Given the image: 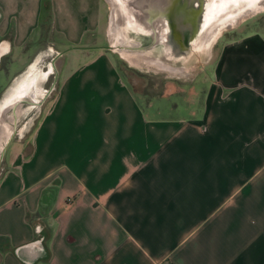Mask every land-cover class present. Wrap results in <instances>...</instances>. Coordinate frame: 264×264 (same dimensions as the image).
Here are the masks:
<instances>
[{"label":"crops","instance_id":"obj_1","mask_svg":"<svg viewBox=\"0 0 264 264\" xmlns=\"http://www.w3.org/2000/svg\"><path fill=\"white\" fill-rule=\"evenodd\" d=\"M106 11L0 0V94L49 14L55 40L79 51L31 131L3 149L0 264H264V32L227 39L192 90L141 104L121 58L97 45Z\"/></svg>","mask_w":264,"mask_h":264},{"label":"rangeland","instance_id":"obj_2","mask_svg":"<svg viewBox=\"0 0 264 264\" xmlns=\"http://www.w3.org/2000/svg\"><path fill=\"white\" fill-rule=\"evenodd\" d=\"M102 1L105 7L107 8L106 37H104V41L99 38L97 45H101L102 43H104L103 45L109 47L110 50L109 53L111 55L115 56L116 58H121L117 53L118 49L115 47L116 43L114 41V34L110 32L111 17L116 12V7L112 0H102ZM180 1L181 0L175 1L176 8L174 10V14H173L174 18L172 21V26L174 27V31L172 34V41L174 42L178 53L181 55L180 57L182 59L188 57V59L187 60L180 59L178 62H175L173 64L170 63V64L171 67L174 68H186V69H184L182 72H169L166 70L154 69L152 67L146 66L145 64H140V66H132L128 61L127 62L129 64L122 58L119 59L118 61L121 71L126 78V82L129 84L131 90L136 94V97L141 102V104H145L153 96H158L161 93H163V91L168 89L169 85H175V86L177 85L176 87L178 88H185L187 90H192L193 89L192 82L197 74L211 73V71L213 70V66L215 65V62L219 56V52L222 47V44L227 39L239 37L245 33H250L252 31L264 32V9H263L250 17L242 18L241 21H239L234 27H230L229 30L224 31L216 39L215 43L212 45L210 50L205 55L195 56L194 53L191 51L192 50L191 47L187 48L185 44L190 43L191 41L190 39L191 37L189 36L191 28L197 32L198 26L193 23H194V19H197L199 17L197 16V13H195L196 7H194L192 3H187V5H185ZM246 1L247 2L245 3H241L243 2V0H240L239 4L247 5L252 2L256 4L260 0H246ZM226 4L229 3L225 2L224 5ZM227 16L228 15H225L224 18H226ZM189 23L191 26L189 25ZM42 27H43L42 39L39 41L40 47L37 54L35 55L33 60H30V62L23 68V70L17 74L11 85L4 92L0 94V117L2 115L1 105L4 102V100L9 96V93L12 87L16 84L17 79L21 77L17 81V84L20 83L21 85L18 88L19 90L22 89L23 82L24 84H26V80L24 79L26 75H29L31 71L36 70L35 68H37L38 71H42L44 77L47 76L48 78V79L46 78L47 80H45V82L40 81L42 84L40 85L41 89L38 91L37 94L38 100H41V96L42 94H44V92L45 94L47 93V91L49 93L47 97H45V99L41 100L39 105L30 104V99L29 100L27 99L26 101L23 102L22 104L23 113L19 117L16 125L14 126L15 131L11 140L19 139L20 137L24 136L27 132L31 131L36 120L43 113L48 102L56 92L60 69L62 68L65 58H69V56L71 55L74 56L79 54V51H70L69 53L65 52L63 55L58 56L59 53L75 46H71L63 35H61V42L59 41L57 42L53 36L52 28L51 26H49L48 22H44ZM117 33H118L117 37L119 39V43L118 42L117 43L119 44V46L127 45V42L129 41L137 42L139 46L136 48L137 49L135 50L136 52H143V53L149 52V56H151L152 58L163 61L164 46L159 43L155 46H152L153 39L150 37V35L140 34V32L139 33L133 32L127 28L125 29L121 28V30L117 31ZM185 36H187V38ZM184 41H186V43ZM184 48L185 50H187V52H185ZM111 51H113V53ZM52 59H55L54 60L55 69L52 68V63H51ZM49 71L51 73L53 72L50 76L48 75L50 73ZM12 96H10L7 100L11 99ZM175 101L177 100L175 99ZM9 109H7L6 112L3 114V118L5 117L4 115L7 113ZM178 115L180 117L185 116L186 111L180 110L178 112ZM3 126H4L3 128L6 127L5 125ZM3 128L2 131H0V135L4 131ZM3 153H2V157H3ZM2 157L0 159V165H1Z\"/></svg>","mask_w":264,"mask_h":264},{"label":"bare ground","instance_id":"obj_3","mask_svg":"<svg viewBox=\"0 0 264 264\" xmlns=\"http://www.w3.org/2000/svg\"><path fill=\"white\" fill-rule=\"evenodd\" d=\"M112 1L115 4L116 12L111 17L110 32L114 34V41L116 43L115 47L118 49L117 53L123 60L126 62L128 61L132 66L145 64L146 66L154 69L166 70L169 72H182L186 69L174 68L171 67L170 64L178 62L182 59L174 42L172 41V34L174 31L172 21L174 18V10L176 8V0ZM180 2L185 5H187V3H192L194 7H196V11L199 9L202 10H199L200 14H197L199 18H197L198 20L194 19L193 23L198 26V30L196 32L197 36L191 44V51L195 56L205 55L215 43L216 39L224 31L229 30L230 27H234L239 21H241L242 18L250 17L264 9V0H260L256 4L253 2L247 5L241 4L243 6L239 4L240 0H181ZM225 2L230 5H224ZM245 2L247 1L243 0L241 3ZM204 6L205 9H203ZM225 15L228 16L224 18ZM121 28H127L133 32L150 35L153 39L152 46H155L158 43L162 44L164 46L163 61L152 58L149 56V52H136L135 50H137L136 48L139 46L137 42L129 41L127 42V45L119 46L117 31H120ZM184 59L187 60L188 57ZM35 69L36 70L31 71V73L26 75L24 78L26 80V84L23 82L22 89L18 90L21 85L20 83L17 84V81L21 77L17 79L16 84L12 87L9 93V96L1 105L2 115L0 117V131H2V128L4 127L3 125L6 127L3 128L4 131L0 135V159L2 157L3 149L6 147L7 142L10 141L14 134V126L23 113V102L30 99V104L39 105L41 100L46 97L44 92L41 96V100H38L37 98L38 91L41 89L40 85L42 84L40 81L45 82V80H47V76L44 77L42 71H38L37 68ZM10 96H12V98L7 100ZM7 109L9 110L3 118V114Z\"/></svg>","mask_w":264,"mask_h":264},{"label":"water","instance_id":"obj_4","mask_svg":"<svg viewBox=\"0 0 264 264\" xmlns=\"http://www.w3.org/2000/svg\"><path fill=\"white\" fill-rule=\"evenodd\" d=\"M203 9H205V6L203 7ZM200 10V9H199ZM197 10L195 13H197V14H200V11H202V10ZM202 14V13H201ZM146 20V19H145ZM189 25H190V23H189ZM191 26V25H190ZM149 27V26H148ZM196 29V28H195ZM194 32H196V31H194L192 28H191V31H190V39H191V41H190V43H187V44H185L186 45V47L187 48H190L191 47V44L194 42V39L196 38V36H197V33L195 34ZM188 36V37H189ZM186 38H187V36H185ZM185 43H186V41H184ZM153 43V42H152ZM108 49H109V47H107ZM71 49H78L77 47H73V48H69V49H67V50H65V51H63V52H61V53H59L58 54V56H60V55H63L65 52H67L68 50H71ZM184 50H185V48H184ZM185 52H187V50H185ZM54 60L55 59H52V64H54Z\"/></svg>","mask_w":264,"mask_h":264},{"label":"flooded vegetation","instance_id":"obj_5","mask_svg":"<svg viewBox=\"0 0 264 264\" xmlns=\"http://www.w3.org/2000/svg\"><path fill=\"white\" fill-rule=\"evenodd\" d=\"M51 63H52V62H51ZM52 68L55 69V68H54V64H52ZM53 71H54V70H53ZM49 72H50V71H49ZM52 73H53V72H52ZM52 73L50 72L48 75L50 76ZM49 76H48V77H49ZM47 79H48V78H47ZM48 93H49V92L47 91V93H46V97H47ZM16 106H17V105H16ZM13 135H14V134H13ZM10 140H11V139H10Z\"/></svg>","mask_w":264,"mask_h":264},{"label":"trees","instance_id":"obj_6","mask_svg":"<svg viewBox=\"0 0 264 264\" xmlns=\"http://www.w3.org/2000/svg\"><path fill=\"white\" fill-rule=\"evenodd\" d=\"M50 17H51V16H50V14H49V15H48V19H47L46 21H44V22H47V21L49 22V21H50ZM42 26H43V25H42Z\"/></svg>","mask_w":264,"mask_h":264}]
</instances>
